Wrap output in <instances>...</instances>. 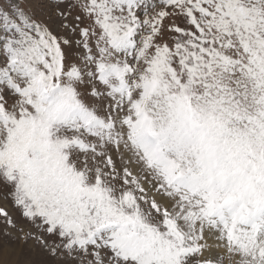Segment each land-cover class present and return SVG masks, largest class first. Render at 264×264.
<instances>
[{
    "label": "snow or ice",
    "instance_id": "snow-or-ice-1",
    "mask_svg": "<svg viewBox=\"0 0 264 264\" xmlns=\"http://www.w3.org/2000/svg\"><path fill=\"white\" fill-rule=\"evenodd\" d=\"M0 198L22 264H264V0L0 8Z\"/></svg>",
    "mask_w": 264,
    "mask_h": 264
},
{
    "label": "rangeland",
    "instance_id": "rangeland-1",
    "mask_svg": "<svg viewBox=\"0 0 264 264\" xmlns=\"http://www.w3.org/2000/svg\"><path fill=\"white\" fill-rule=\"evenodd\" d=\"M13 5L24 6V0H0V8L9 9ZM0 206L7 208L12 216L19 220V212L12 207L10 201L0 198ZM20 222L26 223L24 221ZM3 228V218L0 217V230ZM0 264H22L19 248L17 247L16 250L13 251L11 246L5 244L3 238H0Z\"/></svg>",
    "mask_w": 264,
    "mask_h": 264
}]
</instances>
